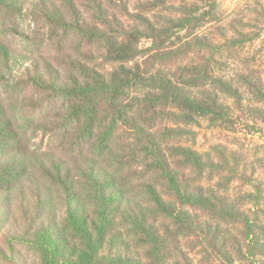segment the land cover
<instances>
[{
	"label": "trees",
	"instance_id": "trees-1",
	"mask_svg": "<svg viewBox=\"0 0 264 264\" xmlns=\"http://www.w3.org/2000/svg\"><path fill=\"white\" fill-rule=\"evenodd\" d=\"M41 1L45 18L64 31H94L80 14L77 0H58L66 4L70 17L56 1ZM110 1L88 0L87 5L104 27L103 47L113 65L107 73L74 65L78 75L64 74L50 61L41 64L33 55L20 56L0 41V85L26 83L36 92L63 98L58 131L70 137L71 147H77L72 156L61 151L39 159L36 167L43 179L35 184L38 215L32 220L33 231L24 239L40 254L41 264L177 263L179 259L189 261L181 249L182 223L174 222L172 229L165 219H202L200 210L215 216L212 219H231L234 226L241 225V236L233 239V253L223 248L225 240L208 239L210 246L220 245L218 251L227 264H264V188L262 182L255 181V174L247 180L254 190L244 192L252 206L244 208L225 189L186 187L176 168L181 165L179 157L184 156L187 166L198 174L216 168L221 178L230 173L231 183L247 175L240 154L218 147L217 158L210 154L204 158L182 143L165 150L157 142L161 130L153 132L156 126L151 124L160 111L163 121L182 122L181 131L180 127H164L166 133L160 135L168 141L193 135L191 126L203 122L221 128L234 123L254 127L256 122H264V0H244L250 12L233 9L228 16L222 8L225 0H141L137 10L148 11L137 14L130 13L132 0H118L120 12L134 18L128 24L109 11ZM178 1L182 2L180 11L175 7ZM21 4V0H0V6L19 11L23 10ZM161 6L169 13L159 15ZM142 37L150 38L153 48L141 65L139 61L131 65L142 54L138 46ZM248 45L252 50L246 51ZM173 64L174 71L170 69ZM2 105L0 153L17 137ZM146 106L150 111L143 115ZM125 131L131 136L121 147L132 142L138 146L143 140L153 142L151 155L144 154L147 147L140 149L139 155L140 177L145 180L143 203L128 197L118 177L104 165L102 154L97 153L107 150L116 154L114 139ZM100 132L105 134L104 143L84 152L82 145ZM21 165L17 172L13 164L0 162L1 170L9 174L6 180L13 181L8 187L29 177L26 163ZM4 196L0 194V200ZM197 224L203 232L207 230L205 221ZM135 238L143 250L131 243Z\"/></svg>",
	"mask_w": 264,
	"mask_h": 264
},
{
	"label": "rangeland",
	"instance_id": "rangeland-1",
	"mask_svg": "<svg viewBox=\"0 0 264 264\" xmlns=\"http://www.w3.org/2000/svg\"><path fill=\"white\" fill-rule=\"evenodd\" d=\"M54 1L61 6L67 17H70L66 4L58 0H47L46 4H51ZM77 1L80 14L83 15L94 31L90 29L77 32L73 30L64 31L62 27L45 18L41 0H21L22 11L11 9L5 5L0 6V41L11 46L20 56L33 55L39 59L41 64L50 61L64 74L78 75L79 71L74 65H80L84 69L96 68L104 73L111 71L113 65L111 66L109 63L103 47L102 30L104 27L98 22V19L90 14L92 10L87 8L88 0ZM138 1L141 0L131 1L130 13L137 14L142 13L140 11H144L143 13L148 11V9L142 10L141 8L137 10ZM109 3L110 12L116 13L127 24L133 23V16L123 15L120 12L118 0ZM181 5L182 2L180 1L175 3V7L178 8L176 11L182 10ZM222 5L227 16L233 9L239 13L247 14L250 12L248 3L246 4L244 0H225ZM159 11H161L158 13L159 15L169 13V9L167 7L163 9V6L160 7ZM160 21L163 22V17ZM95 26L99 28H94ZM262 32L264 34V30ZM138 46L142 54L133 60L131 65L138 61L141 65L145 58L144 55L151 52L153 48L151 39L144 37L140 38ZM250 50L252 47L248 45L246 51ZM170 69L174 71L175 65L173 64ZM0 103L3 104L12 127L17 131L14 142L6 144L8 146L5 148L6 151L0 153L2 157L0 162L7 165L13 164L17 172L21 170V164L26 163V169L29 173V177L25 178L23 183L8 187L13 181L8 182L5 175L9 177V174L4 173L0 168V194H5L3 200H0V264H41L40 254L24 239L29 237L33 231L32 220L38 215L35 184H41L43 178L36 166L40 161L39 159L55 156L61 151L72 156L77 153V147H71L70 137L58 131L65 108L63 98L57 100L47 93L34 91L29 84L11 82L9 86L0 85ZM157 110H161V108H157ZM145 111L147 112L145 113ZM148 111L150 108L146 106L142 114L147 115L149 114ZM160 113H157L160 117H157L151 124L156 126L152 128L153 132L157 133V130H161L157 142L165 150H170L171 147L182 143L193 147L203 154L204 158H207L208 155L206 154L217 158L219 154L217 150L227 147L229 151H236L240 154L242 161L240 165L244 167V170L247 169L245 170L247 175L244 176V179L234 178V181L230 183L229 179L232 176L230 173L228 175L223 174L225 177L221 178L219 176L221 174L216 168H212L208 169L204 175H200L193 171L190 166H187L186 157L180 156L181 165L176 166V168L184 176V185L194 189H197L195 186L200 185L215 189L219 187L225 189L229 197L240 203L242 207H251V202L249 203L248 198L244 197L246 190H254L247 183L249 176L254 173L255 181L262 182L261 185L264 188V122L258 121L254 127L234 123L229 125L230 128L211 127L208 122H203L191 126L193 135H183L181 140L170 138L167 141L162 139L164 138L162 135L166 133L164 127H180L181 131L182 122L163 121L164 118ZM79 126L78 122L76 127ZM118 135L114 139L113 147L114 150H117L116 154H110L106 152L107 150L97 153L102 154L105 159L104 165L110 169L114 176L118 177L128 197L143 203L146 201V197L141 196L145 189L143 186L145 180L140 177L142 165L139 163V155L141 154L140 149L145 147L148 150L144 154L151 155L153 142L143 140L138 146L132 142L131 144L125 143L121 147V143L131 135L126 131L119 138ZM155 135L157 136V134ZM104 137L105 134H101V132L89 137L87 143L82 145L84 152H92L91 146L93 145L100 148V145L104 143ZM15 152L17 153V160L14 159ZM135 158H137L136 162L134 161ZM179 161L176 160L177 164ZM154 181L156 179L152 182L154 183ZM166 182L168 181L166 180ZM24 185L25 187H23ZM158 187L160 189L159 185ZM166 198L168 199V196ZM56 201L58 208H61L62 205L58 197ZM197 212L202 219H165L170 223L172 229H175L174 222L182 223V228H180L182 233L180 235L181 249L189 257V261L179 259L177 263L172 261L170 264H227L218 251L220 245L217 248L212 247L209 241L225 240L223 248L226 247L230 253H233V239L241 236V225L237 227L234 226L231 219H212L211 217L215 218V216L204 214L200 210ZM204 221L208 225L205 232L198 228L197 224ZM130 241L132 244H136L138 249L143 250L142 247L138 246V238L130 239ZM183 252L179 253L180 257Z\"/></svg>",
	"mask_w": 264,
	"mask_h": 264
}]
</instances>
